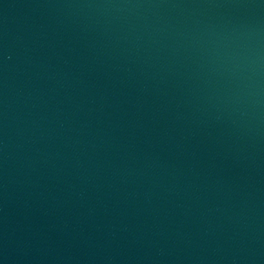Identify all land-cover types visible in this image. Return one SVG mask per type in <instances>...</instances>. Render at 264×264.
Here are the masks:
<instances>
[{"label": "water", "instance_id": "95a60500", "mask_svg": "<svg viewBox=\"0 0 264 264\" xmlns=\"http://www.w3.org/2000/svg\"><path fill=\"white\" fill-rule=\"evenodd\" d=\"M0 264H264V0H0Z\"/></svg>", "mask_w": 264, "mask_h": 264}]
</instances>
